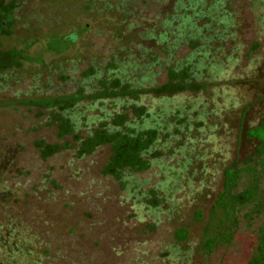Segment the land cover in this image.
<instances>
[{
	"label": "rangeland",
	"instance_id": "rangeland-1",
	"mask_svg": "<svg viewBox=\"0 0 264 264\" xmlns=\"http://www.w3.org/2000/svg\"><path fill=\"white\" fill-rule=\"evenodd\" d=\"M14 1L13 34L0 35V46L29 59L0 73V264L246 262L264 213L250 221L240 214L231 242L211 253L199 244L223 170L243 165L259 144L247 131L264 120V0ZM54 36L69 46L50 50ZM186 59L204 85L139 101L150 113L145 126L159 131L151 152L161 155L147 171L127 172L124 188L100 173L108 145L79 157L65 137L72 148L43 160L34 141H58L55 125H45L47 112L10 105L81 82L89 92L95 80L83 82L82 72L95 66L103 77L114 61L133 87L159 86L166 66ZM122 101H84L77 132L87 135Z\"/></svg>",
	"mask_w": 264,
	"mask_h": 264
},
{
	"label": "trees",
	"instance_id": "trees-1",
	"mask_svg": "<svg viewBox=\"0 0 264 264\" xmlns=\"http://www.w3.org/2000/svg\"><path fill=\"white\" fill-rule=\"evenodd\" d=\"M17 3L14 0H0V35L13 34L14 11ZM70 44L64 37L54 36L48 41V47L55 52L67 48ZM196 43L192 42L191 46ZM256 46V44L254 45ZM28 55L20 48L3 49L0 46V73L20 68ZM117 62L109 64V73L98 77L95 66H90L82 72L85 79H94L91 91L81 84L73 92L67 94L33 96L17 100L10 105H21L47 112L45 125L56 127L58 141L47 142L44 139L34 141L40 157L45 160L58 152L71 149L68 141L71 137L76 143V155L79 157L92 154L97 148L108 145L110 154L100 170L104 176H111L122 188L125 187V175L147 171L150 159L161 155L159 151L151 152L152 146L159 138L157 127L145 126L150 113L139 104L143 96L150 94H172L182 91H193L203 86V83L193 80L194 66L189 59L168 64L166 66V81L159 86L133 87L124 75ZM63 80L67 75H61ZM123 99V108L104 116L87 135L77 132L75 111L84 101ZM131 103V104H130ZM134 116L128 121V110ZM247 136L256 139L259 144L253 156L245 158L243 165L237 163L226 167L222 174L221 189L218 191L208 211V218L202 229L199 250L211 253L218 246L229 244L232 240L234 227L241 214L247 220L264 213V120L260 125L247 131ZM246 175L248 181L241 188L240 182ZM153 194L155 192L153 191ZM155 202V197L153 199ZM254 215V216H253ZM196 220H201L203 213L195 212ZM175 237L184 242L188 232L184 227L175 230ZM243 264H264V220L258 229L254 250Z\"/></svg>",
	"mask_w": 264,
	"mask_h": 264
}]
</instances>
